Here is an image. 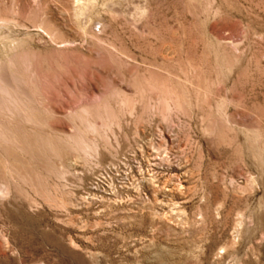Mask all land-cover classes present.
Returning a JSON list of instances; mask_svg holds the SVG:
<instances>
[{
  "label": "rangeland",
  "instance_id": "374dc122",
  "mask_svg": "<svg viewBox=\"0 0 264 264\" xmlns=\"http://www.w3.org/2000/svg\"><path fill=\"white\" fill-rule=\"evenodd\" d=\"M0 78V264H264V0H0Z\"/></svg>",
  "mask_w": 264,
  "mask_h": 264
},
{
  "label": "bare ground",
  "instance_id": "6f19581e",
  "mask_svg": "<svg viewBox=\"0 0 264 264\" xmlns=\"http://www.w3.org/2000/svg\"><path fill=\"white\" fill-rule=\"evenodd\" d=\"M0 91L1 92H4L7 95V97H8L9 100L11 99L13 101H16V103H17V101L18 102L21 101L20 99H18L19 97L12 96V94L10 93V91L7 90V88L4 86V82H3L2 78H0Z\"/></svg>",
  "mask_w": 264,
  "mask_h": 264
}]
</instances>
